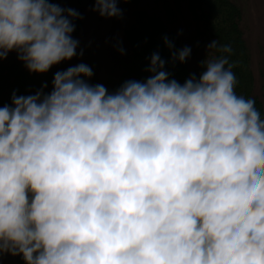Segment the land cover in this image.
<instances>
[{"label": "clouds", "instance_id": "9594fccd", "mask_svg": "<svg viewBox=\"0 0 264 264\" xmlns=\"http://www.w3.org/2000/svg\"><path fill=\"white\" fill-rule=\"evenodd\" d=\"M91 10L121 15L116 0ZM74 18L49 0H0V59L15 51L43 73L82 54ZM231 51L212 40L199 75L182 83L153 53L146 79L111 92L87 82L84 63L56 71L50 92H13L0 107V255L264 264V116L234 91ZM189 52L173 56L183 62Z\"/></svg>", "mask_w": 264, "mask_h": 264}, {"label": "trees", "instance_id": "16d2710c", "mask_svg": "<svg viewBox=\"0 0 264 264\" xmlns=\"http://www.w3.org/2000/svg\"><path fill=\"white\" fill-rule=\"evenodd\" d=\"M184 1L187 9L186 24L188 30H190L187 44L194 46L189 55L183 62L175 59L173 53L182 49L178 32L169 24H165L156 12H149L152 25L150 23L149 30L143 31L145 34L140 40H133L132 46L128 49L127 64L114 75L113 83H109L110 90L114 91L126 80L143 81L146 79L150 75L146 71V66H148L149 58L153 53L158 54L165 61L164 70L170 74L169 79H175L177 82L182 83L189 75L198 76L202 70L201 61L205 55L207 56L206 46L216 39L219 44H226L232 50L230 54L225 55H228L229 61L235 65L232 69L237 79L234 91L246 98L253 97L256 107L264 116V80H262L263 82L254 81L251 72L249 48L243 41L244 38L241 33L242 14L238 4L232 0ZM49 2L58 4L61 8H71L79 13L80 18H74L71 21L74 24L71 36L77 39L76 35L83 21L84 12L92 9L94 0H49ZM174 3L176 4L175 7L181 9L176 0ZM160 23L166 29H163L164 26L161 28ZM151 32L154 33L151 34ZM166 40L172 45L171 48L167 46ZM152 44L155 46H152ZM210 52L212 55H220L216 50H210ZM65 69L67 67L61 66L50 67L43 73L29 72L24 67L23 62L17 59L15 51L8 52L5 58L0 59V107L11 103L10 96L13 92L18 96L32 95L42 85L46 89V93L50 92L53 74L56 71ZM41 78H44L46 83ZM89 83L95 84L94 79H91ZM259 85L262 90L261 93L257 91ZM2 256L4 258L0 261V264H24L19 254L13 256L5 253Z\"/></svg>", "mask_w": 264, "mask_h": 264}, {"label": "rangeland", "instance_id": "374dc122", "mask_svg": "<svg viewBox=\"0 0 264 264\" xmlns=\"http://www.w3.org/2000/svg\"><path fill=\"white\" fill-rule=\"evenodd\" d=\"M174 1L116 0V6L121 10L119 17H102L95 11L86 10L76 35L78 41L76 52H82V54L75 55L68 60H62L51 67L65 66L68 68L77 63H84L92 70V76L86 78L87 82L89 83L91 79H94L95 84H102L111 91L109 83H113L114 75L118 73L121 67L126 66L128 49L132 46L133 40H140L145 34L143 31L149 30L150 23L152 25L149 12H156L165 24H169L178 32L182 48L188 47L192 50L194 46L187 44L190 30H188L186 24V3L184 0H176L177 5L179 4L181 8L178 9L175 7ZM232 1L237 3L241 10V33L244 38L243 41L249 48L251 72L254 81L263 82L264 0ZM153 22L156 23L155 20ZM159 25H161V28L164 26L162 23ZM120 49H123V51L121 52ZM44 78L41 79L46 83ZM260 85L257 91L261 93ZM42 91L46 93L45 88ZM3 258L4 256L0 255V261Z\"/></svg>", "mask_w": 264, "mask_h": 264}, {"label": "bare ground", "instance_id": "6f19581e", "mask_svg": "<svg viewBox=\"0 0 264 264\" xmlns=\"http://www.w3.org/2000/svg\"><path fill=\"white\" fill-rule=\"evenodd\" d=\"M153 31H156V30H153ZM152 33H154V32H151V34H152ZM153 45H154V44H152V46H153ZM154 46H155V45H154Z\"/></svg>", "mask_w": 264, "mask_h": 264}]
</instances>
